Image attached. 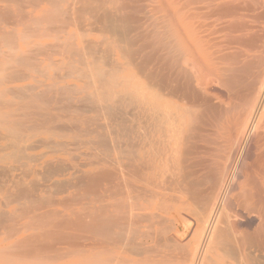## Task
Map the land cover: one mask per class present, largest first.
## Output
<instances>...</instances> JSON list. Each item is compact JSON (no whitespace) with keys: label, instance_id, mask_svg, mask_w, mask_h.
I'll return each instance as SVG.
<instances>
[{"label":"bare ground","instance_id":"obj_1","mask_svg":"<svg viewBox=\"0 0 264 264\" xmlns=\"http://www.w3.org/2000/svg\"><path fill=\"white\" fill-rule=\"evenodd\" d=\"M0 264H264V0H0Z\"/></svg>","mask_w":264,"mask_h":264},{"label":"rangeland","instance_id":"obj_2","mask_svg":"<svg viewBox=\"0 0 264 264\" xmlns=\"http://www.w3.org/2000/svg\"><path fill=\"white\" fill-rule=\"evenodd\" d=\"M81 152H83V153H87V152H89L90 151V149H88V148H81V150H80ZM81 154V155H79V157H78V162L80 163H82L83 164V162L85 163V162H87L88 163V161L90 160V157H88L89 156V153H87L88 154V156H85L84 154ZM85 165H86V163H85ZM85 168H87V166H85L84 167V169Z\"/></svg>","mask_w":264,"mask_h":264}]
</instances>
